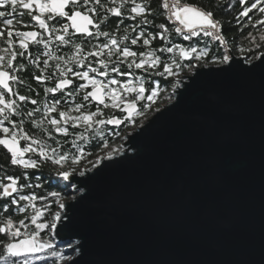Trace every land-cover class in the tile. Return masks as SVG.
Segmentation results:
<instances>
[{"label": "water", "instance_id": "1", "mask_svg": "<svg viewBox=\"0 0 264 264\" xmlns=\"http://www.w3.org/2000/svg\"><path fill=\"white\" fill-rule=\"evenodd\" d=\"M230 55L67 181L74 227L52 238L82 245L81 264H264V67Z\"/></svg>", "mask_w": 264, "mask_h": 264}, {"label": "snow or ice", "instance_id": "2", "mask_svg": "<svg viewBox=\"0 0 264 264\" xmlns=\"http://www.w3.org/2000/svg\"><path fill=\"white\" fill-rule=\"evenodd\" d=\"M236 2L238 11L234 19L242 31L249 25L264 29V0H236ZM129 4L130 7L126 9V5ZM0 8L8 9L0 11V24L3 25L0 29V40H4L8 45L2 50L5 55H0V133L3 134L0 137V146L10 154L12 165L20 166L25 170L38 169L44 161L50 160L60 167L57 174L64 181L73 178L76 172L75 165H78L84 156L83 150H78L77 154L58 152L57 148L50 147L43 140L29 135L22 126L17 127L15 120L9 119L10 116L21 115L17 100L29 102L31 105L38 104V99L19 94L13 88V84L24 85L25 81L20 79L17 73L27 71L26 63L19 62L18 57L26 58L27 62L39 69V74L33 77L38 85L53 82L52 86L43 89L46 94H53L51 101L46 100L40 107L25 114L37 128L42 130V134L47 133L54 142L53 132L67 137L70 127L73 129L82 127L84 131L79 133V139L86 140L85 133L94 131L97 135H102L100 126H119L125 121L134 123V116L142 115L143 107L150 108L152 103H155V98L159 96L160 81L152 80L149 84L144 76L136 77L135 72L129 70H142L150 76L180 77L184 68L193 73L197 68H202L204 65L201 61L205 59L211 65L228 67L235 62V56L230 55L228 51L220 56L210 57L207 46L201 50L194 46L184 47L173 44L159 48L157 54V49L151 47L153 42L170 39L172 32L165 23H161L154 32L146 30L148 25L155 28L153 19L149 18L152 11L146 0L140 3L137 0H120L118 4L117 0H111V5L102 3V0H0ZM163 8L170 13L169 18L174 17L179 22L180 27L175 28V34H180L183 40L190 41L193 37L202 34L204 37H214L220 46L224 49L228 48L229 41L225 26L219 19L214 18L212 11H203L199 7L181 4L180 0H171V3L169 0H163ZM125 9L127 16L124 14ZM25 12L29 17L28 22L23 20ZM255 12L260 13V18L253 22L250 14ZM112 17L117 18V26L124 24L125 19L136 22L135 25L124 27L122 40L110 30L109 22ZM20 28L33 30H20ZM129 33L134 35L130 38ZM81 36L84 39L81 40ZM14 37L16 39H13ZM247 38L256 48L261 46L257 43V37L251 33H248ZM53 40L56 42V48L67 46L71 55H57L50 50L53 47ZM259 41L264 42V32L259 36ZM30 43L43 46L42 56L34 55L29 51ZM137 45L147 46V50H132V46ZM240 51L243 52L244 49L241 48ZM248 51H252V48ZM174 52H178V57L170 62L162 60L164 53ZM253 59L259 61V65L254 66L264 67V52H260L255 57H243L241 63L251 64ZM181 60L189 63L181 64ZM193 60L196 63H192ZM121 66H126V70L122 71ZM228 67H221L219 70L226 71ZM160 68L162 70H159ZM117 77L128 79L121 80ZM179 82L177 80V83ZM28 91L34 92L35 89L29 88ZM65 92L66 97H64ZM57 93L60 97L55 95ZM81 94L83 101L87 102L91 99L103 107L98 106L95 111H89L85 104L74 103L71 106L65 104L63 109L61 108V98L74 100ZM141 102L145 103L138 108ZM109 108L119 109L124 115L103 118L105 115L103 109ZM53 113L57 115L53 116ZM37 114L39 119L34 118ZM6 122L8 126H5ZM23 123L24 121L21 120L20 124ZM21 140L28 142L26 146H20ZM108 147L105 141L103 148ZM29 153L32 155L26 158V154ZM119 153L120 149L113 148L106 156H97L96 162L92 165L93 169ZM33 156L36 158H32ZM21 179L22 176L13 175L0 177V198H3L0 200V212L6 214L0 222V235L5 237L0 239L2 245L0 261L3 264H17L14 258L52 249L54 247L52 240L45 241L41 238V232L45 229L55 235L58 224L68 232H72L74 227L72 217H66L67 223H62L66 216L63 213L65 204L62 201H57L60 210L54 213L49 222L44 219L45 208L36 204L38 199L42 200L45 197H38L35 194L14 196L24 187H30L21 184ZM50 195L58 197L60 193L53 191ZM22 201L28 202L27 206H20ZM13 205L17 206L16 210L21 213H26L30 207L32 214L14 223L13 212L9 210ZM26 220L29 223H26ZM81 248L82 245L73 247L75 257L82 258ZM52 254L59 255L61 261L81 264V260L75 259L74 256H65L56 252ZM22 264H29V261L24 259Z\"/></svg>", "mask_w": 264, "mask_h": 264}, {"label": "trees", "instance_id": "3", "mask_svg": "<svg viewBox=\"0 0 264 264\" xmlns=\"http://www.w3.org/2000/svg\"><path fill=\"white\" fill-rule=\"evenodd\" d=\"M137 2L140 3L142 2V0H137ZM146 2L150 5L152 11V15L149 18L153 19L155 24V28H153L152 25H148L146 26V30L154 32L158 30L161 23H165L166 26L170 27V30L172 32L170 39H165L163 42H161L160 40H156L153 42L151 47L157 49V54H159V48L171 46L173 44H179L184 47L194 46L201 50H203L205 46H207V48L210 50V57L220 56L226 51L222 46L219 45L218 41L214 40L212 37H204L202 34L199 37H193L190 41L183 40V37L180 34H175V28L177 27V25L169 20L168 11L163 8V0H146ZM180 2L181 4H189L190 6L199 7L203 11H212L214 13V18L219 19L221 23L224 24L229 41L228 47L236 56L255 57L259 55L260 52H264V42L259 41V36L262 34V32H264V29L260 28L259 26L252 27L251 25H249L246 30L242 31L240 29V26L234 19L238 11L236 0H180ZM129 7L130 4L126 5V9ZM126 9L124 10L125 16L128 15ZM250 15H252L253 22H255L256 19L260 18V13L258 12ZM124 22L125 23L122 28H120L119 32H114L117 35V38L120 40H122L124 35V27L135 25L136 23L135 21H131L128 19H126ZM248 33H251L253 36L257 37V43L261 45L259 48H256L251 44L250 40L247 38ZM132 35L134 34L129 33L130 38ZM241 48L244 49L243 52L240 51ZM249 48H252V51H248ZM132 50H147V46H132ZM175 57H178V52L164 53L161 58L166 62H170ZM254 61L256 60L253 59L252 62ZM191 62L196 63V61L194 60ZM180 63L187 64L189 63V61L181 60ZM201 63L204 65L203 67L219 66L211 65L207 59L201 61ZM123 70H126V66H122V71ZM159 70H162V68H160ZM129 71H134L136 77L144 76L149 84L152 80L160 81L159 96L155 98V103H152L150 108H142V115L134 116V123L127 121V124L121 127L120 132L116 137H113L114 135H110L108 133L110 131L109 128L106 129L104 137H101V135H97L94 131L91 132V152L89 157V168L96 162L97 156L106 155L109 149L117 145L118 141L122 139L125 133L135 130L146 120L151 118L158 110H160L163 105L170 102L173 99L172 92L179 85V83H177V80L182 79L184 76H189L192 73L189 72L187 68H184V70L180 74V77H159L150 76L148 73H145L142 70L133 69ZM146 86L148 85L146 84ZM144 103L145 102H142V105ZM114 115L115 114L113 113H106V118H108V116ZM105 141H107L109 145L108 150H106V148H103V143ZM24 184L30 186L25 187V195L35 194L38 197H45V199L42 200L38 199L36 201V204L38 207L45 208L44 219L49 222H51L54 213L59 210L57 201H62L70 196L71 186L67 183V181H64L59 176L42 175L40 177H25ZM53 191L60 193V195L58 197L51 196L50 193ZM27 203L28 202L23 201L21 206H27ZM16 208L17 206L13 205L9 209L13 212L14 223L18 222L25 216H30L32 214V209L30 207L28 208V211L26 213H21L17 211ZM5 216V213L0 212V222H2ZM25 222L29 223V221L27 220ZM41 238L45 241L51 239L54 247L52 249H46L45 252L41 254L14 258L16 259L17 264H22L24 259H27L29 261V264H66L67 260L61 261L59 255H53L52 253H63L65 256H70L72 255V252L69 251V245L57 243L56 241H54L52 238V233L48 229H45L43 232H41ZM0 239H5V237L3 235H0ZM7 239H11V237H7ZM0 251H2V245H0ZM0 264H3V262L0 261Z\"/></svg>", "mask_w": 264, "mask_h": 264}, {"label": "flooded vegetation", "instance_id": "4", "mask_svg": "<svg viewBox=\"0 0 264 264\" xmlns=\"http://www.w3.org/2000/svg\"><path fill=\"white\" fill-rule=\"evenodd\" d=\"M119 2H120V0H117V4ZM102 3H104L106 5H111V0H102ZM7 10L8 9L0 8V11H7ZM17 19H19V17H17ZM23 20L25 22L29 21V17L27 15V12H25V16L23 17ZM109 23H110V30L113 32H119L120 28H122V26L124 25V24H122V25L117 26V18H115V17H112L110 19ZM2 28H3V25L0 24V29H2ZM20 30H33V29L20 28ZM105 30H109V29H105ZM13 39H16V38L14 37ZM80 39L82 40V39H84V37L81 36ZM101 40H103V38H101ZM97 42H99V41H97ZM17 43H18V41H17ZM55 43L56 42L53 40L52 41L53 47L50 50L54 51L57 55H61V54L65 55V56L71 55V52L68 51L67 46H61L60 48H56ZM5 47H8L6 42L4 40H0V55H5V53L2 51L3 48H5ZM29 51H32L34 53V55H41L42 56L43 46L42 45L36 46V45L30 43ZM113 59H115V57H113ZM18 61L22 62V63H26V66H27V71H21V72L17 73V75L20 77V79L24 80L25 83H24V85L13 84V88H14V90L18 91L19 94L29 95L33 99H38V104L37 105H31L29 102H20L17 100V104L21 109V115L10 116L9 119L15 120L17 122V127L19 128L22 126L23 129L29 133V135L33 136L34 138H38V139L43 140L50 147L57 148L58 152H68L70 154H77L78 150H83L84 156L81 158L79 164L75 165L76 172L73 175L82 174L85 170L89 169V157H90V152H91V132L85 133V136L87 137L86 140H80L79 139V133L83 132L84 129L82 127L76 128V129H73L70 127L69 128V135L67 137H65L63 134L53 132L55 142L53 141L52 138H49L47 133L42 134V130L37 128L36 125L33 124L31 120H29V118L27 117V115L25 113L27 111H32L36 107H40L41 104L46 100L51 101L53 94H46L43 91V89L46 86H52L53 82H47L46 84H39L38 85L33 80V77L35 75L39 74V69L36 68L34 65H31L30 62H27L26 58H19L18 57ZM50 63H53V62H50ZM121 70H122V66H121ZM112 75H115V74H112ZM117 78L121 79V80L128 79L126 77H117ZM29 88L35 89V91L29 92L28 91ZM89 90H91V89L89 88ZM55 95L57 97H60L59 93H57ZM66 96H67V93L65 92L64 97H66ZM6 99H8L7 96H6ZM74 103L85 104L87 107V110H89V111H95L96 107H98V106L101 108L103 107L102 105H98V102L92 101L91 99L87 102L83 101L82 100V94H81V96L75 97L74 100H67V99L61 98V108L62 109H63L65 104L71 106ZM141 106H142V102H141V104H139L140 108H141ZM103 111L105 113L103 118H105V119H107L106 113H109V114L113 113V114H115L114 116H121V117L124 115V113H122L119 109L114 110V109L109 108V109H103ZM52 115L56 116L57 114L53 113ZM34 118L39 119L40 118L39 114H37V116ZM21 120L24 121L23 125L20 124ZM126 124H127V121H125L120 127H117V128L110 127L109 125L100 126L102 128L101 137L105 136V131L107 128L110 129V131L108 133L110 135H114L113 137H116L119 134L121 127L125 126ZM5 126H8V122H6ZM45 126L47 127L46 123H45ZM2 135L3 134L0 133V137H2ZM27 143L28 142L21 140L20 146L24 147V146H26ZM31 155H32L31 153L26 154V158H28V156H31ZM49 155H51V153H49ZM32 158H36V157L33 156ZM65 167H68V165H65ZM59 170H60V167L57 165H54L50 160L44 161L41 164L40 168H38V169L25 170L20 166L12 165L10 163V154L7 153L6 149H4L3 146H0V177H3L5 175L22 176L20 183L24 184V178L25 177H31V176L40 177L42 175L58 176L57 173ZM17 195H25V187L23 189H21V191L19 193L14 194V196H17ZM2 199L3 198H0V200H2ZM22 203H23V201L21 202L20 206L22 205Z\"/></svg>", "mask_w": 264, "mask_h": 264}, {"label": "rangeland", "instance_id": "5", "mask_svg": "<svg viewBox=\"0 0 264 264\" xmlns=\"http://www.w3.org/2000/svg\"><path fill=\"white\" fill-rule=\"evenodd\" d=\"M174 92V91H173ZM173 92H172V95H173ZM169 103V102H168ZM167 103V104H168ZM166 105V104H165ZM164 106V105H163ZM130 132H132V131H129V132H127V133H125L124 134V136L122 137V139L121 140H119L118 141V143H117V145H115L113 148H117V149H120V152H122V150H123V144H124V140H125V137L130 133ZM113 148H111V149H109V148H106V150H108V151H111ZM103 156H106V155H103ZM92 166V165H91ZM75 192L74 191H72V187L70 188V196L67 198V199H64V200H62V202H65V201H68V200H70L73 196H75ZM60 210V209H59ZM23 232V231H22ZM70 256H74V254L72 253V255H70ZM68 262V261H67Z\"/></svg>", "mask_w": 264, "mask_h": 264}, {"label": "built area", "instance_id": "6", "mask_svg": "<svg viewBox=\"0 0 264 264\" xmlns=\"http://www.w3.org/2000/svg\"><path fill=\"white\" fill-rule=\"evenodd\" d=\"M169 2L171 3V0H169ZM168 15H169V17H170V13H169V12H168ZM169 20H170L172 23L176 24L177 27H180L179 22L176 21L174 17H173V18H169ZM186 31H187V29H185V32H186ZM212 38L215 40L214 37H212ZM225 50L228 51V53L230 54L231 50H230L229 47H228L227 49H225ZM229 51H230V52H229Z\"/></svg>", "mask_w": 264, "mask_h": 264}]
</instances>
